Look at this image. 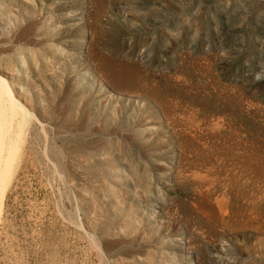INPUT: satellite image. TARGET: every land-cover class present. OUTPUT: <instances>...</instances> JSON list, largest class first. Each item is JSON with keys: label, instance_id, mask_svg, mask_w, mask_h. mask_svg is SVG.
I'll return each instance as SVG.
<instances>
[{"label": "rangeland", "instance_id": "1", "mask_svg": "<svg viewBox=\"0 0 264 264\" xmlns=\"http://www.w3.org/2000/svg\"><path fill=\"white\" fill-rule=\"evenodd\" d=\"M0 76V264H264V0H0Z\"/></svg>", "mask_w": 264, "mask_h": 264}, {"label": "bare ground", "instance_id": "2", "mask_svg": "<svg viewBox=\"0 0 264 264\" xmlns=\"http://www.w3.org/2000/svg\"><path fill=\"white\" fill-rule=\"evenodd\" d=\"M1 96L3 97V99H6V101L8 103V107L6 104H5L6 105L5 106L4 103H2V105L0 104V118H1L0 119V121H1V123H0V207L2 204L5 189L8 185V183H10L9 182V180L11 178L10 174L12 173V170H13L12 169L13 168L12 161L14 160V158L18 157L16 155H18L17 153L20 152L17 145L21 140L20 137H24V136H21V130H22L23 126L26 125L27 116L29 115V114H27L26 107L21 103V101H19V99H17L15 97L13 91L7 85L6 80H5V78H3V76L2 77L0 76V99H2ZM3 102H4V100H3ZM6 108L10 112V114H9L10 117H12L13 114L18 113V115H20V120H18V121L14 120L15 123H13L12 119L15 117L10 119V117L6 116L7 119H9V121H11L8 123V120L5 118V113H6L5 110H7ZM2 113H4V114H2ZM30 116H32V114ZM5 120H7V123L9 125L5 122ZM13 124L15 125V127ZM13 127H14V130L12 129ZM9 130H12L13 132L12 131L10 132ZM23 134H24V132H23ZM17 150H18V152H17Z\"/></svg>", "mask_w": 264, "mask_h": 264}, {"label": "water", "instance_id": "3", "mask_svg": "<svg viewBox=\"0 0 264 264\" xmlns=\"http://www.w3.org/2000/svg\"><path fill=\"white\" fill-rule=\"evenodd\" d=\"M1 21H2V24H3L2 27H1V32L6 34L9 31L10 23L5 17H3Z\"/></svg>", "mask_w": 264, "mask_h": 264}]
</instances>
